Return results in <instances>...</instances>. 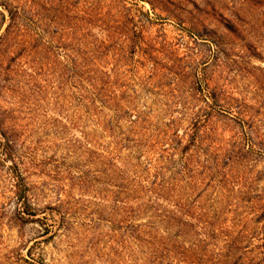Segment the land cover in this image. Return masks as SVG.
<instances>
[{
	"label": "rangeland",
	"instance_id": "obj_1",
	"mask_svg": "<svg viewBox=\"0 0 264 264\" xmlns=\"http://www.w3.org/2000/svg\"><path fill=\"white\" fill-rule=\"evenodd\" d=\"M0 119V264H150L189 204L264 264V0H0Z\"/></svg>",
	"mask_w": 264,
	"mask_h": 264
},
{
	"label": "trees",
	"instance_id": "obj_2",
	"mask_svg": "<svg viewBox=\"0 0 264 264\" xmlns=\"http://www.w3.org/2000/svg\"><path fill=\"white\" fill-rule=\"evenodd\" d=\"M2 124V119H0V134H2ZM249 142L251 143V140ZM190 144L185 146L186 150L190 148ZM200 148L202 147L196 145V151H199ZM208 150L202 149L203 153H210ZM218 150L214 149L215 153L212 154L214 156L208 155V160L195 162L196 167L191 163V159L187 158L188 162L182 166L183 171H186L189 177H194V174L197 173L196 170H199L201 180L208 177L209 182L214 184L212 187L225 188L228 184L229 170L231 171L233 167L240 164L242 154L237 152L235 157L231 151V153L224 154L223 158L219 160L216 152ZM225 168H229V170L225 171ZM256 199L259 200L258 197ZM253 209L255 210L253 222L258 225L264 219V208L254 205ZM223 213L225 212L221 210V207L210 209L199 204H189L178 206L175 213L159 214L158 217L162 222L170 226L177 225L178 229L168 237H149L147 241L140 240L153 247L151 257L146 262L150 264H236L238 261L235 257L236 247L232 240L227 238L231 237L229 234L224 235L226 238L222 241V245L218 246L212 243L215 249H207L211 242L218 239L219 233H222L220 226L216 227V222L219 221ZM193 228H197L194 234L199 236V239L189 241L185 247L177 239L179 236H187L190 233L188 230ZM257 229L262 231L264 236V224L262 227H256L255 231Z\"/></svg>",
	"mask_w": 264,
	"mask_h": 264
}]
</instances>
